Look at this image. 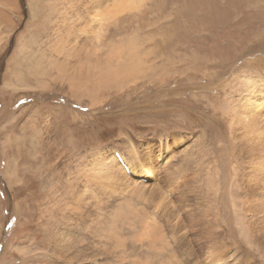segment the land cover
<instances>
[{
	"label": "rangeland",
	"instance_id": "374dc122",
	"mask_svg": "<svg viewBox=\"0 0 264 264\" xmlns=\"http://www.w3.org/2000/svg\"><path fill=\"white\" fill-rule=\"evenodd\" d=\"M95 1L0 0V264H118L127 257L144 263L172 258L227 262L237 256L235 243L209 247L201 234H190L191 223L200 222L198 212L181 223L179 231L188 225L187 237L177 233L172 239L163 221L167 230L154 242L150 226L138 220L154 221V207L123 183L100 178L107 179L102 172L111 165L105 157L116 159L115 149L129 163L132 177L121 169L127 181L132 178L148 190L158 187L172 200L178 180L189 175L192 186L201 188L192 193L213 197L219 187L239 194L231 184L232 165H225L223 157L218 162L222 139L214 143L211 135L215 128L229 135L228 99H240V93L227 90L226 95L222 87L237 84L239 76L264 81V0H148L115 17L107 10L115 0ZM105 9L111 14L104 16ZM110 67L123 68L117 79L125 84L102 77ZM189 147V160L183 162ZM201 149L206 150L204 169ZM86 180L97 195L85 204L77 194ZM222 205V220L231 218L237 225L242 216L233 214L230 203ZM64 233L80 245L81 259L71 260L73 253L57 244ZM226 239L231 241V235Z\"/></svg>",
	"mask_w": 264,
	"mask_h": 264
},
{
	"label": "bare ground",
	"instance_id": "6f19581e",
	"mask_svg": "<svg viewBox=\"0 0 264 264\" xmlns=\"http://www.w3.org/2000/svg\"><path fill=\"white\" fill-rule=\"evenodd\" d=\"M98 0H96L94 3H96ZM112 1V0H111ZM116 1V0H115ZM112 2L114 3L113 6H109L107 9L108 12L114 13L112 15H114V17L116 16L117 12H123L126 9H140L148 0H117L116 2ZM111 3V4H112ZM108 4V3H107ZM112 7V8H110ZM106 9L104 10V16L107 14H111L106 12ZM131 11V9H130ZM140 11V10H139ZM124 13V12H123ZM99 14V13H98ZM97 14V15H98ZM119 14V13H118ZM134 14V13H133ZM98 17V16H97ZM107 17V16H106ZM111 17V16H110ZM68 18V16H67ZM95 18V17H94ZM102 18V17H101ZM113 18V17H112ZM99 21V18H95L94 20ZM110 19V18H109ZM62 20V19H61ZM95 22V21H94ZM107 22V21H106ZM101 23V22H100ZM101 26V25H100ZM102 28V27H101ZM103 29V28H102ZM100 35V34H99ZM133 38V37H132ZM101 39V38H99ZM131 40V39H130ZM133 40V39H132ZM68 41V40H67ZM132 42V41H131ZM136 42V41H135ZM134 43V42H132ZM135 44V43H134ZM138 46V45H137ZM121 48V47H120ZM134 50H135V46H134ZM139 54V53H138ZM132 55H130L131 57ZM138 57V56H137ZM120 59V58H119ZM125 59V57H124ZM128 59V58H126ZM130 59V58H129ZM128 59V60H129ZM133 59V58H132ZM137 60V58H136ZM141 59H139L140 61ZM121 61V59H120ZM123 61V60H122ZM130 61V60H129ZM132 61V60H131ZM126 62V61H124ZM123 62V63H124ZM129 66V65H128ZM124 67V66H123ZM134 67H138V66H134ZM151 68V67H150ZM157 68V67H156ZM164 68V67H163ZM90 69V68H89ZM103 69V68H102ZM123 69V68H122ZM120 67H113V68H109V69H104L103 70V74L102 77L106 80L107 78L115 80L116 82H118L119 84H125L126 81H121L118 80V76L120 71L122 70ZM126 69V68H125ZM155 69V67H154ZM162 70V67L160 68ZM141 70V68L139 69ZM130 71V70H129ZM165 71H168L167 69ZM101 72V70H100ZM124 72V71H123ZM126 76L127 75V69H126ZM124 72V73H125ZM153 72V71H152ZM156 72V69H155ZM154 74L157 75V72ZM102 73V72H101ZM141 73V72H140ZM78 74H80L78 72ZM129 74V73H128ZM160 74V72H159ZM122 75V71L121 74ZM130 75V74H129ZM133 74H131L132 76ZM145 74L140 75L144 76ZM81 76V75H79ZM100 76V75H99ZM155 76V75H154ZM82 77V76H81ZM101 77V78H102ZM123 78L125 77L124 74L122 76ZM254 76L249 75L247 78H243V77H236V78H240L237 82V84H229L226 85L225 88L222 87L219 90H221L223 93H226V95L228 94L227 90H231L233 94H237L240 93V99L238 101L232 102L231 99H228V103H229V108L227 110H225L226 112V116H231L230 117V132H229V137L232 140L233 143H231L229 141V139H227L228 136H225L224 134H222L218 129L215 128V126L212 124L211 129L215 128L213 131H215L212 135V142H218V139L221 138L222 139V143L219 145V148L217 149V152L219 151L220 155V159L218 160V162L220 163L221 161V157H223L224 159V163L225 165H229L231 164L232 167L230 169H232L231 173L234 175L233 179H232V187L236 190L237 193L232 192H224L226 194H224L221 189L218 187L215 189V191L217 190L218 193H215L212 197L211 193H207L205 191V193L207 194H201L199 195L198 193H192V190H194L195 192H200L201 188H197L196 186H192L193 181L191 182V177L192 175L187 177H182L181 175V179L178 180V185L177 187L179 188V192L176 193V195H173V200L171 198L168 197L167 194L161 193V190L158 187L155 186H149L150 190L145 189L143 183H139V182H134L131 181L130 178L127 181V177H125L124 172L121 170L123 167L126 170V172L128 173V175H130L132 177V172H130L128 164L124 161V159L122 158L123 156H121V154L119 153L118 150L112 151L113 155L115 157L118 158V161L121 162V164L123 165L122 167L118 164V162L116 161L117 158L115 159L112 155L105 157L107 160V162H109V164L111 165V168L109 169V171L102 172L104 173L105 177H107V179H103L100 178V180L102 182L107 181L108 182H113V183H123L124 188L128 189L130 191H133L134 193H141L142 195H138L136 196L137 198H142L145 201L149 202L148 204H151L152 207H154V212L153 214H156V217L154 219V221H148V217H138L139 222L141 223L142 227L145 226H150L151 230H152V238L154 239V236L157 235V233H161V231L167 230L166 227L163 224L164 223L168 226V228L170 229L171 232H169L167 230V233H170L169 235H171L172 239H175L176 237H178L177 233H179V237H187V230L186 228H188V225L186 224H182L183 226V230L179 231V228L181 226V223L183 222L184 219H188L189 216H192V214H194L195 212H198L199 217L200 218V222L199 220L196 222V225L194 226V223H191V229L189 230L190 234L195 235L196 232H198L199 234H201L200 236H203L204 239H207L209 241V243L207 244V246L209 247H219L220 244L223 245H227V248L230 247V243H235L237 245L238 248H236V254L237 256L232 257L231 259H229L227 262H220V261H213L214 264H264V81L263 79H259L257 78V76L255 77V79L253 78ZM131 78V77H130ZM235 78V79H236ZM100 79V78H99ZM128 80V79H127ZM129 81V80H128ZM132 81H133V77H132ZM135 81V80H134ZM108 82V81H107ZM130 82V81H129ZM78 84V83H77ZM75 83V85H77ZM99 84V83H98ZM107 84V83H106ZM105 84V85H106ZM128 84V83H127ZM218 84V82H217ZM216 84V85H217ZM74 85V84H73ZM126 86V85H124ZM109 88V86H108ZM122 88V87H121ZM235 88V89H233ZM108 92V91H107ZM204 97V95L202 96ZM182 112V111H181ZM195 115V114H194ZM189 119V118H188ZM202 119V118H201ZM199 119V120H201ZM203 121V120H202ZM201 121V122H202ZM205 122V120H204ZM177 124V123H176ZM175 124V125H176ZM184 125V124H183ZM201 125H205V123L201 124ZM217 126V125H216ZM176 127V126H175ZM211 130V131H212ZM212 131V132H213ZM210 134V133H209ZM197 135V134H196ZM187 136V135H186ZM199 136V135H198ZM191 137V136H190ZM201 137V136H200ZM196 138V137H195ZM207 138V137H206ZM214 138V139H213ZM202 139V138H200ZM210 139V138H209ZM176 140V138H175ZM179 140L182 141V139L180 138ZM207 140V139H206ZM174 141V139H173ZM178 141V139H177ZM185 140H183L182 142H184ZM195 141V140H194ZM229 141V142H228ZM180 142V141H179ZM186 142V141H185ZM201 142V141H200ZM203 142V141H202ZM208 142V141H207ZM211 142V143H212ZM152 143V142H150ZM174 143H177L176 141H174ZM178 144V143H177ZM200 144V143H199ZM128 145V144H127ZM132 145V144H131ZM222 145H225V147L222 149ZM203 148V146H202ZM200 149V148H199ZM136 150L131 146V152H135ZM191 151V147L188 148L186 156L184 158V161H188L189 159L188 154ZM130 152V153H131ZM142 152H144V150H142ZM194 152V151H193ZM212 152V151H211ZM139 153V152H137ZM146 153V152H145ZM107 154V153H106ZM135 154V153H133ZM201 154H203V169H204V165H205V158H206V150L205 149H201L200 151V156ZM192 155V154H190ZM189 155V156H190ZM217 155L219 156V154L217 153ZM143 157L145 158H149L151 159V156H146L144 155ZM193 157V156H192ZM196 157V156H194ZM136 158V156H135ZM238 158V159H236ZM101 159V158H100ZM207 159V158H206ZM216 159V158H215ZM194 160V159H191ZM164 159L162 160V163H164ZM91 162V160H90ZM93 162V160H92ZM105 162V161H104ZM196 162V161H194ZM200 162V161H198ZM139 163V162H138ZM137 163V164H138ZM197 163V162H196ZM201 163V162H200ZM199 163V164H200ZM94 164V163H92ZM91 166L89 167H92ZM100 164V163H98ZM102 164V163H101ZM107 164V163H106ZM185 164V163H184ZM187 164V163H186ZM185 164V165H186ZM190 164V163H189ZM198 164V165H199ZM202 164V163H201ZM200 164V165H201ZM90 165V163H89ZM96 165V164H95ZM179 165V164H178ZM198 165L196 167H198ZM214 165V164H213ZM99 166V165H98ZM131 166V165H129ZM180 166V165H179ZM182 166V164H181ZM180 166V168H181ZM184 166V165H183ZM202 166V165H201ZM234 166H238V169L234 168ZM95 167V166H93ZM100 167H103L102 165ZM105 169H106V165H104ZM213 167V166H212ZM223 167V165H222ZM227 167V166H226ZM225 167V168H226ZM98 168V167H97ZM86 169V167H85ZM104 170V168H102ZM183 169V168H181ZM185 169V168H184ZM202 169V168H201ZM228 169V168H227ZM229 169V170H230ZM88 170V169H87ZM93 170V168H92ZM96 170V169H95ZM100 170V169H99ZM190 170V169H189ZM188 167L187 170H185V172H189ZM81 171V170H80ZM89 173L91 170H88ZM102 171V170H100ZM99 171V172H100ZM218 171V170H217ZM216 170H214V173L217 172ZM227 171V170H226ZM78 172V171H77ZM95 172V171H94ZM134 172V171H133ZM181 172V171H180ZM184 172V171H183ZM182 172V173H183ZM184 172V173H185ZM81 173V172H79ZM93 173V171H92ZM179 173V174H182ZM210 173V172H209ZM219 172H217L218 174ZM84 174V173H83ZM100 174V173H98ZM124 174V175H123ZM134 174L136 176H140L143 177L142 175H138L136 172H134ZM143 174V173H142ZM172 174V173H171ZM189 174V173H188ZM186 174V175H188ZM192 174V173H191ZM216 174V173H215ZM81 175V174H80ZM77 175V178L78 176ZM127 175V176H128ZM184 175V174H183ZM195 175V174H194ZM209 175V174H208ZM85 176V175H84ZM87 176V174H86ZM95 176V175H94ZM217 176V175H216ZM104 177V176H103ZM170 177V176H169ZM209 177V176H208ZM212 177V175L210 176V178ZM81 178H84L83 176ZM91 178V176H90ZM147 177L140 179L142 182L147 181L148 179H146ZM194 178V176L192 177ZM197 178V177H196ZM207 178V177H206ZM205 178V179H206ZM93 179V178H92ZM138 179V178H135ZM216 179V178H215ZM73 180V179H72ZM78 181L81 179H77ZM84 180V179H83ZM96 180V178H95ZM98 180V179H97ZM195 180V179H194ZM198 180V178H197ZM208 180V179H206ZM211 180V179H209ZM217 180V179H216ZM223 180V179H222ZM230 180V179H229ZM92 181V180H91ZM99 181V180H98ZM127 181V182H126ZM201 181V180H199ZM214 182V180H212ZM226 181V180H225ZM224 181V182H225ZM100 182V181H99ZM218 182V181H217ZM233 182H235V185L233 186ZM79 183V182H78ZM77 183V185H78ZM81 183V182H80ZM90 183V182H89ZM89 183L84 181V183H81L82 186L80 187V193L78 192L77 194V198L79 200L82 201V203H87L88 201H86L88 198H95L97 193H94V190L90 187ZM209 183L210 182H206ZM226 182V186H227ZM74 184V182H73ZM105 184V183H104ZM103 184V185H104ZM201 184V183H198ZM204 184V182H203ZM212 184V183H211ZM210 184V186H211ZM219 184V183H218ZM225 184V183H224ZM80 185V184H79ZM100 185H102L100 183ZM113 185V184H112ZM111 185V186H112ZM118 185V184H117ZM122 185V184H121ZM217 185V183H216ZM115 186V185H114ZM205 186V184H204ZM208 186V185H206ZM100 187V186H99ZM102 187V186H101ZM212 187V186H211ZM105 188V187H104ZM176 188V187H174ZM97 189V188H96ZM100 189V188H99ZM226 191V188H224ZM232 189V188H231ZM208 192H210V188L207 189ZM136 191V192H135ZM193 191V192H194ZM228 191V189H227ZM76 192V193H77ZM97 192V191H96ZM99 192V191H98ZM109 192V191H108ZM145 192V194H144ZM177 192V191H176ZM100 193V192H99ZM175 193V192H174ZM191 193L194 195V198H192L193 195H191ZM223 193V194H222ZM106 194V193H105ZM173 194V192H172ZM213 194V191H212ZM146 195V197L144 196ZM167 195V196H166ZM171 195V194H170ZM98 197V196H97ZM101 197V196H100ZM171 197V196H170ZM134 198V197H133ZM201 198V202L199 201V199ZM100 199V198H99ZM135 199V198H134ZM78 200V201H79ZM138 200V199H137ZM94 201V200H93ZM144 201V202H145ZM80 202V201H79ZM134 202V201H133ZM136 202V200H135ZM134 202V203H135ZM141 202V201H140ZM143 202V201H142ZM78 203V202H77ZM85 203V204H86ZM89 203V202H88ZM96 202L94 201L93 204H95ZM138 203V202H137ZM136 203V204H137ZM199 203L201 206H195V204ZM220 203L223 204L225 207L229 205H232L233 208L231 207V211H233V214L235 215H240L242 217L238 218V221L235 222L237 223V225H235L232 221L231 218H227L226 222L224 220H222V218H224V211L220 208ZM101 204V203H100ZM99 204V205H100ZM144 204V203H143ZM74 205V204H73ZM83 205V204H80ZM98 205V204H97ZM135 205V204H134ZM222 205V206H223ZM146 206V205H145ZM223 206V207H224ZM83 207V206H82ZM81 207V208H82ZM141 208H143L142 206H140ZM147 207V206H146ZM229 207V206H228ZM98 208V207H97ZM148 208V207H147ZM75 209V208H74ZM77 209V208H76ZM85 209V208H83ZM136 209V208H135ZM79 210V208H78ZM86 210V209H85ZM89 210V209H88ZM137 210V209H136ZM135 210V211H136ZM140 209L138 208V211ZM151 210V209H150ZM155 210H157V213ZM84 211V210H83ZM133 211V210H131ZM143 211H145L143 209ZM147 211V210H146ZM153 211V210H152ZM228 211V210H226ZM230 211V212H231ZM74 212V211H73ZM86 212V211H85ZM84 212V213H85ZM130 212V210H129ZM127 212V213H129ZM140 212V211H139ZM88 213V212H87ZM86 213V214H87ZM113 213V212H112ZM138 213V212H137ZM144 213V212H143ZM147 213V212H145ZM148 213H150L148 211ZM232 213V212H231ZM229 213V214H231ZM75 214V213H74ZM91 214V213H90ZM132 214V213H131ZM139 214V213H138ZM141 214V212H140ZM184 214V218H182L181 215ZM232 214V215H233ZM89 215V214H88ZM147 215V214H146ZM84 216V215H83ZM128 215H125L124 218H129L127 217ZM142 216H144L142 214ZM155 216V215H154ZM82 217V215L80 216V218ZM123 217V216H122ZM136 217V216H135ZM152 217V216H151ZM237 217V216H236ZM91 218V217H89ZM88 218V219H89ZM101 218V217H100ZM123 218V219H124ZM154 218V217H153ZM84 219V218H83ZM87 219V217H86ZM92 220V219H91ZM125 220V219H124ZM152 220V219H150ZM191 220V219H190ZM90 221V219H89ZM128 221V220H127ZM138 222V223H139ZM161 222L160 225H158ZM193 222V221H191ZM58 223V222H57ZM85 223V222H84ZM125 223V221H124ZM127 223V222H126ZM137 223V225H138ZM55 224V223H54ZM53 224V225H54ZM130 224V223H129ZM132 224V223H131ZM58 225V224H57ZM55 225V226H57ZM89 225V224H88ZM91 226V225H90ZM89 226V228H90ZM140 226V224H139ZM103 227V226H102ZM238 227L243 228L241 235H239V231L238 233H236V230ZM121 228V227H120ZM130 228V225L129 227ZM133 228V227H132ZM141 228V227H140ZM148 228V227H147ZM63 229V228H62ZM65 229V228H64ZM189 229V228H188ZM239 229V228H238ZM54 230V229H53ZM56 230V229H55ZM140 230V229H139ZM228 230L231 231V234H228ZM58 231V230H57ZM62 231V230H61ZM119 231V230H118ZM146 231V230H145ZM121 232V230H120ZM125 232V231H124ZM128 232V231H127ZM136 232V231H135ZM140 232V231H139ZM173 232V233H172ZM54 233V232H53ZM57 234L61 232L59 231L58 233H54ZM145 233V232H144ZM167 233L165 232V235L167 236ZM196 233V234H198ZM148 234V233H147ZM150 234V233H149ZM163 234V233H162ZM176 234V235H174ZM56 235V236H57ZM59 235V236H60ZM227 235H231V241H226L227 239ZM58 236V237H59ZM67 238L68 240H66L65 238ZM146 236V235H144ZM165 236V237H166ZM199 236V235H198ZM71 237V236H70ZM129 237V236H128ZM142 237V236H141ZM197 237V236H196ZM195 237V238H196ZM57 238V237H56ZM124 238V237H123ZM157 238V237H156ZM162 238V237H161ZM164 238V237H163ZM194 238V237H193ZM77 239V238H76ZM118 239V238H117ZM143 240V238H141ZM178 239V238H177ZM176 239V241H178ZM188 239V238H187ZM57 240V239H56ZM126 240V239H125ZM129 240V238H128ZM162 240V239H161ZM165 240V239H164ZM163 240V241H164ZM169 240V239H168ZM180 240V239H179ZM183 240V239H181ZM195 240V239H194ZM193 240V241H194ZM59 241V240H58ZM74 241V240H73ZM127 241V240H126ZM131 241V240H129ZM128 241V242H129ZM134 241V240H133ZM145 241V240H144ZM187 241V240H185ZM184 241V242H185ZM219 241H221V243H219ZM245 241V243H244ZM79 242V241H78ZM123 242V241H122ZM146 242V241H145ZM155 242V239H154ZM153 242V243H154ZM188 242V241H187ZM53 243V242H52ZM75 244V242H72L69 239V236L67 233H64V235H62L60 241L57 243L58 245L61 246V248L64 249H68L65 251H68V253L70 254V252L73 253V255L75 257H71L79 260L81 259V257L83 256L84 252L82 250L76 249L78 247H80V245L78 246V244ZM125 243V242H124ZM130 243V242H129ZM128 243V244H129ZM167 243V241H166ZM183 243V242H182ZM195 243V242H194ZM193 243V244H194ZM199 243V242H198ZM113 244V243H112ZM127 244V246H128ZM138 244V243H137ZM178 244V243H176ZM175 244V245H176ZM192 244V243H191ZM86 245V244H85ZM156 245V244H155ZM164 245V244H163ZM170 245V244H169ZM187 244H184V246ZM118 246V245H117ZM152 246V245H151ZM188 246V245H187ZM233 246V244H232ZM160 247V246H159ZM191 247V246H190ZM72 248H75L76 250L72 251ZM119 248V247H118ZM153 248V247H152ZM155 248V247H154ZM183 248V247H181ZM224 248V247H223ZM60 249V247H59ZM108 249V248H107ZM173 249V248H172ZM234 249V248H232ZM106 250V248H105ZM150 250V249H148ZM153 250V249H151ZM159 250V249H158ZM193 250V249H192ZM219 250V249H217ZM223 250V249H222ZM64 251V252H65ZM113 251V250H111ZM173 251V250H172ZM203 251V250H202ZM216 251V250H214ZM221 251V250H220ZM153 252V251H151ZM223 252V251H222ZM66 253V252H65ZM62 253V254H65ZM67 253V255H69ZM174 253V252H173ZM195 253V252H194ZM206 253V252H205ZM204 253V254H205ZM218 253V251H217ZM221 253V252H220ZM87 254V253H86ZM127 254V253H126ZM130 254V253H129ZM185 254V253H184ZM219 254V253H218ZM235 253H233L234 255ZM158 255V254H157ZM201 255V254H200ZM211 255V254H210ZM71 256V254H70ZM126 256V255H125ZM128 256V255H127ZM197 256V255H196ZM195 256V257H196ZM67 257V256H66ZM194 257V255H193ZM194 257V258H195ZM207 257V256H206ZM209 257V256H208ZM258 257V258H257ZM68 258V257H67ZM168 258V257H167ZM171 258V257H170ZM173 259V258H172ZM172 259H168L163 261L160 260H149L148 262L144 263L143 261H139L138 259H134V258H123V259H119V263L118 264H199L197 263L198 260H186L185 263H183L181 260H172ZM175 259V258H174ZM188 259V258H187ZM203 259V257H202ZM219 259V258H217ZM225 259V258H224ZM223 259V260H224ZM185 260V259H184ZM244 260L246 262H244ZM75 262V261H74ZM72 262V263H74ZM207 262V261H206ZM212 262V263H213ZM69 263V262H68ZM71 263V264H72ZM76 264H81L76 263ZM204 264V263H203Z\"/></svg>",
	"mask_w": 264,
	"mask_h": 264
}]
</instances>
